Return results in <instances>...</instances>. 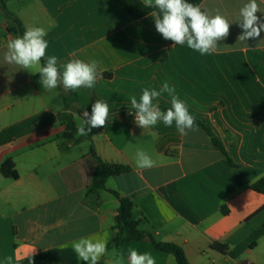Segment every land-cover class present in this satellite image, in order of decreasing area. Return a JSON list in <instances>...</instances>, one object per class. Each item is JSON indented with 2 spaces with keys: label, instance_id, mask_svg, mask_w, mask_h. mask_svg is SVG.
Instances as JSON below:
<instances>
[{
  "label": "crops",
  "instance_id": "1",
  "mask_svg": "<svg viewBox=\"0 0 264 264\" xmlns=\"http://www.w3.org/2000/svg\"><path fill=\"white\" fill-rule=\"evenodd\" d=\"M144 2V0H141ZM248 0H204L199 6L227 18L230 32L218 50L201 55L170 44L155 29L151 14L133 19L114 0H4L0 4V264H85L71 241L98 236L108 252L128 264V250L150 252L156 264H178L149 239L109 248L116 236L121 198L132 201L139 229L158 242L180 246L190 264H264V195L251 185L264 177V31L241 42L237 22ZM264 21V0H257ZM7 17L47 31L46 60L99 62L94 88L51 91L40 75L7 64ZM44 64L41 61V66ZM174 86L196 119L219 138L234 166L211 137L178 134L162 122L143 129L135 123L129 97L144 88ZM97 99L109 104L107 127L66 139V115L76 128L79 115ZM167 93L159 104L171 107ZM137 149L154 161L136 167ZM126 166L106 188L91 193L97 161ZM11 159L16 178L1 173ZM63 245H67L66 247ZM217 245L227 247L225 252Z\"/></svg>",
  "mask_w": 264,
  "mask_h": 264
},
{
  "label": "clouds",
  "instance_id": "2",
  "mask_svg": "<svg viewBox=\"0 0 264 264\" xmlns=\"http://www.w3.org/2000/svg\"><path fill=\"white\" fill-rule=\"evenodd\" d=\"M144 7L155 8L157 11L151 15L154 18L155 29L165 40H171L176 45H187L188 48L201 55L212 54L218 50L217 42L227 38L230 32V23L226 17L216 10L215 14L202 10L199 5L188 0H144ZM260 12L257 0H248L239 11V27L243 30L237 40L244 42L257 39L264 31V21L257 15ZM43 27L27 26L22 36L10 39L7 42V51L4 60L7 64H14L21 69L35 68L29 71L40 75L39 83L45 90L51 91L60 85L65 90L76 91L80 88H94L102 71H98L99 62L92 60L85 62L73 59L58 65L56 56L46 57L49 45ZM167 93L171 98V107L162 110L159 98ZM130 111L135 110V123L148 129L162 122L166 127L175 128L179 135L187 136L189 132L199 131L194 115L190 114L187 104L176 94L174 86L164 82L159 90L144 88L139 100L135 95L129 97ZM109 104L97 99L89 111L79 115L81 124L77 127V136L87 137L93 128L107 127L109 122ZM136 167L150 169L155 166L151 157L143 150L137 149L135 158ZM80 261L85 264H99L101 257L107 252V241L98 236H86L70 242ZM67 246V245H63ZM128 264H156L155 257L150 252L140 253L134 248L128 250ZM115 259L112 264H124L122 254L113 253ZM6 264H13V257L5 258ZM32 264V256L30 257Z\"/></svg>",
  "mask_w": 264,
  "mask_h": 264
},
{
  "label": "trees",
  "instance_id": "3",
  "mask_svg": "<svg viewBox=\"0 0 264 264\" xmlns=\"http://www.w3.org/2000/svg\"><path fill=\"white\" fill-rule=\"evenodd\" d=\"M114 1H116L135 20H139L157 11L155 8L144 7V2L141 0ZM203 1L204 0H188V2L196 5H200ZM0 4L4 5V0H0ZM7 31L18 36H22L25 32V28L19 20L7 17ZM168 42L170 44H174V42L171 40H168ZM42 61L45 63V59ZM160 107L162 110L169 108L164 105H160ZM196 123L197 125L201 126L211 137L214 146L226 156L227 164L229 166H234V163L229 158L223 144L212 132L211 128L204 121L199 119H196ZM76 132L77 128L73 117L71 115H66V132L63 134V137L66 139H73ZM92 154L96 158L97 166L94 173L93 185L90 190L91 193L105 189L106 182L109 178L129 172V168L126 166L105 163L96 155L94 151H92ZM13 169V162L11 159H8L2 164L1 173L6 177L16 178L17 175ZM251 189L264 195V177L253 183L251 185ZM113 194L120 200V206L115 224V229L117 230L116 236L111 241L109 248L120 250L132 240L142 241L149 239L158 251L174 255L178 264H190L187 260L184 250L180 246L158 242L152 234L139 229L140 224L134 219V205L132 201L128 198H121L116 192H113ZM216 248L221 252H225L227 250V247L223 245H217Z\"/></svg>",
  "mask_w": 264,
  "mask_h": 264
}]
</instances>
